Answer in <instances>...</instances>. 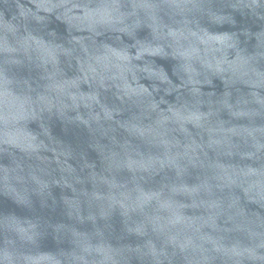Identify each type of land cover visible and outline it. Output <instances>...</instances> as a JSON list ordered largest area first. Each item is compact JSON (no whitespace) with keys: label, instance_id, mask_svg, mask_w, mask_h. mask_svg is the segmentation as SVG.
<instances>
[{"label":"water","instance_id":"1","mask_svg":"<svg viewBox=\"0 0 264 264\" xmlns=\"http://www.w3.org/2000/svg\"><path fill=\"white\" fill-rule=\"evenodd\" d=\"M0 264H264V0H0Z\"/></svg>","mask_w":264,"mask_h":264}]
</instances>
